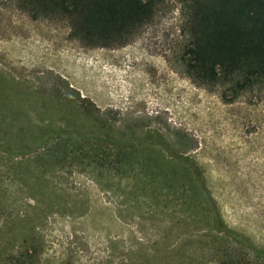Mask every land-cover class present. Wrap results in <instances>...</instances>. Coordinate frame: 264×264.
Masks as SVG:
<instances>
[{
  "label": "rangeland",
  "instance_id": "rangeland-1",
  "mask_svg": "<svg viewBox=\"0 0 264 264\" xmlns=\"http://www.w3.org/2000/svg\"><path fill=\"white\" fill-rule=\"evenodd\" d=\"M184 12L165 0L126 45L88 47L67 20L0 0V140L36 146L60 126L158 138L204 184L177 166L170 186L161 177L147 191L152 201L0 151V264H264L216 225L264 248V86L235 98L231 83L195 82L182 62Z\"/></svg>",
  "mask_w": 264,
  "mask_h": 264
},
{
  "label": "trees",
  "instance_id": "trees-1",
  "mask_svg": "<svg viewBox=\"0 0 264 264\" xmlns=\"http://www.w3.org/2000/svg\"><path fill=\"white\" fill-rule=\"evenodd\" d=\"M164 1L17 0V3L33 19L67 20L71 37L85 46L114 48L129 43L153 18L156 6ZM182 1L185 5L183 31L188 36L182 55L186 73L202 85L231 83L235 98L244 90L264 86V0ZM177 136L186 135L180 132ZM168 147L167 142L158 138L120 139L110 134H78L63 126L48 133L36 146L14 147L7 140H0V151L7 155L41 157L53 168L51 171L54 168L80 170L105 188L139 189L141 195L152 201L157 180L166 178L168 186L173 181L171 177L178 175L174 170L177 166L189 171L204 189L202 173L193 160L182 154H168ZM141 150L144 155L133 158ZM153 151L158 154L152 156ZM166 160L173 168L169 170L174 171L164 174L161 166ZM149 189L152 194L147 193ZM183 191L185 188L180 192ZM216 221L220 231L264 261V248L236 236L221 224L220 218Z\"/></svg>",
  "mask_w": 264,
  "mask_h": 264
}]
</instances>
